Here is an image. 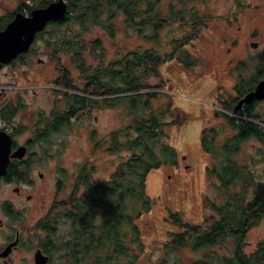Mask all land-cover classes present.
Returning <instances> with one entry per match:
<instances>
[{
	"label": "trees",
	"instance_id": "trees-1",
	"mask_svg": "<svg viewBox=\"0 0 264 264\" xmlns=\"http://www.w3.org/2000/svg\"><path fill=\"white\" fill-rule=\"evenodd\" d=\"M65 1L67 10L62 22L68 29L71 24L75 28L62 44L72 54L79 74L75 80L68 69L62 70L58 85L67 103L68 120L46 121V131L69 123L85 106L98 104L96 95L105 96L102 105H111L113 99L120 103L119 98L128 97L126 108L132 114L128 123L105 135L97 136L90 131L91 155L123 151L125 156L107 179L95 177L97 166L93 160L85 159L78 166L65 200L71 207L58 212V220L66 218L70 226L69 237L63 241L66 264H134L144 250L137 219L152 203L145 187L147 174L167 160L168 155H174V150L167 151L170 148L162 139L163 127L168 124L161 119L165 111L150 110L149 98L155 92L145 90L158 84L151 86L146 78L150 73L159 74L158 67L168 59L192 65L194 58L186 45L200 39L213 17L205 6L199 5L205 4V0ZM117 19L132 27L138 37L150 41L151 46L130 50L106 64H86L85 58L79 56L80 48L89 46L93 56L94 49L98 56L103 49L100 37L86 40L83 33L99 27L113 35ZM173 25L180 34L170 37L168 51L158 50L161 30ZM12 114L1 116L9 118ZM234 119L227 116L228 123L236 127ZM214 128L207 149L213 156L211 168L217 175L219 188L224 187V199L209 201L207 205L212 211L199 222L182 219L178 211L169 212L166 219L178 223L180 229L168 233L161 244V255L153 264H264V235L254 242L247 240L251 228L264 217V181L256 179L247 163L234 156L240 143L250 136L264 142V131L255 124L237 126L234 134L217 144ZM230 183L231 190L225 192ZM236 183L239 187L233 189ZM249 185L258 189L249 190ZM58 203L63 204L64 200Z\"/></svg>",
	"mask_w": 264,
	"mask_h": 264
},
{
	"label": "rangeland",
	"instance_id": "rangeland-1",
	"mask_svg": "<svg viewBox=\"0 0 264 264\" xmlns=\"http://www.w3.org/2000/svg\"><path fill=\"white\" fill-rule=\"evenodd\" d=\"M199 5L205 6L213 18L208 22L200 39L186 45V49L194 58L193 64L185 66L175 58L168 59L158 67L159 74L150 73L146 78V82L151 86L158 84L157 87L145 90L155 92V96L149 98L150 110L160 108L165 111L161 119L168 124L163 127L162 139L170 148L167 151L174 150V155H168L167 160L147 174L145 187L152 197V203L150 209L137 219L144 250L134 264H153L161 255V244L168 233L180 229L178 223L166 219L169 212L178 211L182 219L199 222L212 211L207 205L209 201L220 202L224 199V187L220 186L222 192L217 175L211 168L213 156L207 146L212 141L214 126L217 129V144H221L225 137L232 133V127L216 112L220 111L221 107L218 96L222 91L227 95L232 92L226 89L231 88L235 77L226 73L225 65H220L215 72L214 65L220 61L216 46H221L222 51L235 40L236 49L233 52L240 54L237 57H244L253 62L255 58L260 59L259 55L264 56V0H205V4ZM72 28H75L74 24L70 25V29L64 24L62 40L56 45L53 41L56 56L52 59L50 88L44 90L32 86L33 82H37L34 81L38 77L36 66L28 74L20 71L1 76L3 83H13L12 86L5 87L4 94H10L14 103L15 112L11 118L17 124L14 131L17 138L21 140L33 134L37 123H40L48 134L44 145L51 151L52 171L47 174L48 189L45 195L50 199L55 185H61L53 195L57 203L60 200H68L74 174L83 160H93L97 166L95 177L107 179L119 160L125 156L123 151H101L91 155L90 131L93 130L97 136L105 135L114 128L125 125L132 118L125 103H129L130 99L122 97L119 98L120 103L113 99L111 105L85 106L77 117L69 119V123H64L54 131H46L45 122L51 118V108L59 103L61 108H67L62 88L58 85L61 70L68 69L71 77L78 79L79 71L72 61V54L62 44L67 36L72 35ZM115 28L113 35L106 34L99 27H92L83 33L86 40L100 37L103 49L101 56H98L94 49L93 56L89 46L83 50L80 48L79 56L85 58L86 64H106L130 50H141L152 44L138 37L133 28L126 27L121 19L115 21ZM178 34L180 31L176 26L164 27L160 32L158 50L168 51V40ZM250 41H257V46L249 45ZM222 57L224 60V54ZM144 113H147V110H144ZM234 156L237 160L247 163L256 179L264 181L262 140L250 136L240 143L239 151L234 153ZM237 184H234L233 189L239 187ZM231 188V183L226 185L225 192ZM256 188L258 189L257 186L249 185V190ZM4 190L6 197L13 198L10 187ZM33 192H37V188ZM66 207H71V204L67 202ZM55 226L52 229V239L55 243L63 242L69 237V221L66 218L58 220ZM263 235L264 217L258 225L251 228L247 240L254 242ZM60 254L59 251L54 253L52 264H61Z\"/></svg>",
	"mask_w": 264,
	"mask_h": 264
},
{
	"label": "flooded vegetation",
	"instance_id": "flooded-vegetation-1",
	"mask_svg": "<svg viewBox=\"0 0 264 264\" xmlns=\"http://www.w3.org/2000/svg\"><path fill=\"white\" fill-rule=\"evenodd\" d=\"M51 1L0 0V31L15 18L19 23L25 22L32 16L33 11L46 7ZM65 13L58 19L49 18L37 27L26 49L17 52L6 61L0 59V115L11 112L14 115L15 112L10 94H4L5 87L12 86L13 83H3L1 76L20 71L28 74L36 66L38 77L34 80L37 82H33L32 86L44 90L52 86V59L56 56L53 41L56 45L63 38L62 26L65 23L62 19ZM203 31L202 34L205 33ZM232 42V45L225 46L222 51L221 46H216L220 61L214 65L215 72L220 65H225L226 73L235 77L231 88L226 89L232 92L227 95L222 91L218 96L221 107L220 111L216 112L217 115H222L224 121L232 127V133L228 135L234 134L237 126L264 124V96L250 95L257 81L264 76V56L259 55L260 59L255 58L253 62H249L244 57H237L240 54L233 52L236 49V43L235 40ZM95 98L99 101L98 104L102 105L100 102L105 96L96 95ZM66 112L67 108H61L59 103L51 108V118L48 121L66 122L68 120ZM235 112L240 115L239 119H234L236 127L227 121V116L234 117ZM11 119L14 122V128L9 133L10 151L23 145L25 152L20 157H9L5 173L0 174V264H36L38 259L42 260V257H44V264H52L56 251L61 253L59 257L61 264H66L67 253L64 243H55L52 239V229L56 227L59 219L58 212L61 209L66 211V199L63 204H59L53 198L55 191L61 188V185L57 184L50 199H47L45 195L48 189L47 174L52 171L51 151L44 145L48 134L41 124L37 123L33 134L20 140L14 132L17 127L16 121ZM6 187H10L14 194L13 198L5 196ZM35 188L37 192H33Z\"/></svg>",
	"mask_w": 264,
	"mask_h": 264
},
{
	"label": "water",
	"instance_id": "water-1",
	"mask_svg": "<svg viewBox=\"0 0 264 264\" xmlns=\"http://www.w3.org/2000/svg\"><path fill=\"white\" fill-rule=\"evenodd\" d=\"M67 10L65 0H52L46 7L33 11L32 16L25 22H18L15 18L7 24L5 29L0 31V59L8 60L17 52L27 48L32 38L33 31L41 26L45 20L58 19L64 15ZM250 45L256 46V41H251ZM254 97L264 96V76L257 81L254 89L250 93ZM11 136L9 133L0 129V174L5 173L9 157H20L25 152V146H18L12 152L10 151ZM44 257L37 260L36 264H44Z\"/></svg>",
	"mask_w": 264,
	"mask_h": 264
},
{
	"label": "built area",
	"instance_id": "built-area-1",
	"mask_svg": "<svg viewBox=\"0 0 264 264\" xmlns=\"http://www.w3.org/2000/svg\"><path fill=\"white\" fill-rule=\"evenodd\" d=\"M233 116L235 117V119H239L240 115L238 113H234ZM257 127L264 131V124L259 123L257 124ZM14 128V122L12 121L11 118H6L0 115V129L4 130L7 133H10Z\"/></svg>",
	"mask_w": 264,
	"mask_h": 264
}]
</instances>
